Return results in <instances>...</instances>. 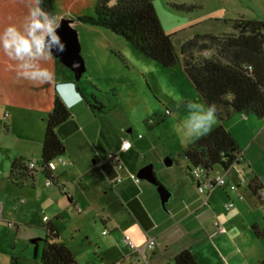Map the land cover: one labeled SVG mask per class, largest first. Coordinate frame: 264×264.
<instances>
[{"label":"rangeland","instance_id":"374dc122","mask_svg":"<svg viewBox=\"0 0 264 264\" xmlns=\"http://www.w3.org/2000/svg\"><path fill=\"white\" fill-rule=\"evenodd\" d=\"M33 4L34 0H0V30L8 24H22ZM173 5H184L186 9L178 10ZM95 6L96 0H55L54 6L56 16L60 21L72 22L76 34L79 73L74 67L63 70L79 79L91 103L95 101L104 107L102 113L93 111L99 120L91 125L89 140L98 135L104 121L113 128L122 127L123 131L132 129L135 136L143 139L139 150L145 158L142 167L152 165L160 185L171 191L168 186L174 181L178 183L181 177L193 183L184 151L202 136L185 139L177 126L187 115L188 102L203 101L181 64L165 69L110 30L76 21L78 17L93 16ZM154 7L161 27L171 36L178 53L182 44L196 35H211L220 40L232 36L230 21L242 18L264 21V0H156ZM201 43L210 45L206 40ZM203 51L194 52V57L216 55L214 48L208 49L206 56ZM50 92L48 83L18 79L15 62L0 52V264H41L45 218L52 221L60 242L71 250L76 264H150L149 254L147 263L141 257L133 261L131 251L122 241L128 236L134 243V236L138 239L139 233L128 231L131 228L124 223H117L114 228L103 224V215L107 213L116 222L125 219L112 189L104 185L107 195L100 190L98 176L89 182V198L79 194L78 199L82 200L75 206L69 205L59 188L47 189L41 174L36 176L32 191L17 192L9 186L8 172L13 160L23 159L35 165L40 161L45 110L54 101ZM242 118L235 114L224 126L236 134L242 152L240 164L225 179L236 185L241 178L245 180V186L239 190L243 200L232 198L235 209L228 213L225 205L230 200L225 191L217 189L211 206L200 213L206 225L207 219L211 220L215 232L217 227L225 230L220 256L227 264H259L264 260V190L257 198L248 185L256 177L264 188V122L248 116V122L242 123ZM217 125L218 121L211 130ZM165 161H171V167H166ZM53 164L59 165L60 160ZM224 173L215 166L211 175L224 176ZM143 181L147 182L140 180ZM196 194L203 200L197 190ZM161 211L165 212L163 208ZM253 226L259 229L260 239L254 235ZM215 261L224 264L220 257ZM215 261L210 262L216 264Z\"/></svg>","mask_w":264,"mask_h":264},{"label":"trees","instance_id":"16d2710c","mask_svg":"<svg viewBox=\"0 0 264 264\" xmlns=\"http://www.w3.org/2000/svg\"><path fill=\"white\" fill-rule=\"evenodd\" d=\"M155 1L115 0V4L109 6L110 0H96L93 16L78 17L76 21L110 30L142 56L165 69L181 64L183 72L203 103H214L217 106L218 121L214 129L185 149L187 170L191 175L193 169L201 167L211 173L215 166H219L226 172L232 166L240 164L238 157L242 152L225 129V121L239 114L243 118L252 116L264 122V21L243 18L230 21L234 32L232 36L220 40L211 35H196L184 42L178 53L171 36L161 27L155 12ZM54 6L55 0H44L42 4L52 14H55ZM173 7L178 10L186 9L184 5ZM204 40L209 42L210 47L201 43ZM212 48L216 50L213 57L202 55L197 58L193 55L196 51L207 52ZM87 105L92 112L96 110L102 113L104 110L95 101L91 103L88 100ZM69 118V111L59 98H55L45 122L40 162L34 169H29L30 162L23 159L13 160L8 172V182L11 185L33 189L36 176L41 174L45 182L50 181L51 186H57L67 197L63 191L64 186L58 185L50 164L65 154V146L57 134V129ZM248 189L259 198L262 185L255 177L249 183ZM67 200L70 202L68 197ZM252 231L260 239L261 233L256 226L252 227ZM45 233L40 263L76 264L71 250L60 242L58 231L49 220L46 222ZM174 264L198 263L191 251L184 250L175 257ZM259 264H264V260Z\"/></svg>","mask_w":264,"mask_h":264},{"label":"crops","instance_id":"0c3cea01","mask_svg":"<svg viewBox=\"0 0 264 264\" xmlns=\"http://www.w3.org/2000/svg\"><path fill=\"white\" fill-rule=\"evenodd\" d=\"M71 26L72 24H70ZM43 66L54 72V81L50 84V93L54 99L58 98L55 91V83L57 81L75 83L76 90L82 97V102L69 110L70 118L57 129V134L65 146V154L61 157L65 165L61 163L54 165V176L58 185L64 186L63 191L70 199L69 205L75 206L80 203L82 199H78L79 194L89 198L91 187L89 182L93 181L95 176H98L101 178L100 190H102L104 195H107V192L103 190L104 185H108L112 189V195L122 205L121 212L124 214L125 219L124 222H116L113 219V215L107 213L103 215V224H110L113 226L111 228L117 226V223H124L125 226H130L131 229L128 231H136L140 234L138 239L134 236V243H136L138 248L142 247L148 239H154L156 243L155 249L147 253V255L149 254L150 264H174L175 257L184 250L191 251L196 257L198 264L204 262L212 264L210 261H215L217 257H220L222 262L227 264L222 258L223 256H220V251L223 247L221 246L224 240L223 236H225L226 232H219L218 227L215 232L211 220L207 219L208 223L206 225V221H203L204 215L202 216V213H200L203 209L211 206L214 191L217 189L205 197L200 195L203 198L202 200L196 196V183L190 184L186 181V178L181 177L178 183L174 181L168 186L169 189H172L171 191L160 185L169 194L167 202L162 207L160 196L156 192L157 187L154 184L148 181H139L138 184H135L128 177L129 174L137 176L138 172L146 167H151L154 175L152 165L142 167L145 158H142L139 152L143 144V139L138 138L140 135L135 136L132 129L123 131L122 127L113 128L111 124L104 121L98 135L89 140L90 127L95 120H99V117L87 105L88 93L81 87V82H79L78 78H72V75H69L71 72L68 73L63 70V68L69 70L70 67L59 56L53 54V59L43 62ZM51 109L52 105L50 109L45 110L46 118L50 114ZM241 121L245 123L248 122V119L242 118ZM224 127L239 146L236 134L230 130V127ZM82 132L84 133L82 134ZM124 140L130 141L131 148L128 151L119 153L118 159L123 164V168L120 170L117 168L116 162L109 160L108 156L114 151H119ZM117 178H120L121 182H115ZM227 183L230 184L232 182L227 181ZM8 184L19 192L26 189L32 191L35 188V186L33 189L26 187L16 188L10 183ZM54 187L58 188L57 186ZM262 189L264 190L263 185ZM221 190L225 191V195L230 202H232V198L240 201L238 194L229 192L227 187ZM177 193L179 194L178 196H176ZM205 201L207 202L206 206L204 205ZM161 207L165 212L161 211ZM105 209L107 208H104V212ZM123 209L126 213H124ZM233 210L228 213H232ZM78 211L80 210L78 209ZM1 216L2 211H0ZM194 220H200V222L190 224ZM49 221L52 223L51 220ZM210 256H213V258H210ZM138 257L140 256L137 255L135 257L132 255V260L137 261Z\"/></svg>","mask_w":264,"mask_h":264},{"label":"clouds","instance_id":"9594fccd","mask_svg":"<svg viewBox=\"0 0 264 264\" xmlns=\"http://www.w3.org/2000/svg\"><path fill=\"white\" fill-rule=\"evenodd\" d=\"M44 0H34L29 7L22 24H8L0 30V52L15 62L16 76L29 82L51 84L54 72L41 62L51 61L53 53H63L65 43L58 34L60 18L46 11ZM114 3L110 0L109 6ZM73 67H79L74 64ZM55 91L63 106L69 111L82 102L76 84L57 81ZM188 112L177 126L178 133L185 139L206 135L217 122V106L190 101L186 105ZM128 147L127 143L124 145Z\"/></svg>","mask_w":264,"mask_h":264},{"label":"built area","instance_id":"2783aa9c","mask_svg":"<svg viewBox=\"0 0 264 264\" xmlns=\"http://www.w3.org/2000/svg\"><path fill=\"white\" fill-rule=\"evenodd\" d=\"M207 54H208V52L205 53V56ZM167 114H169V112H167ZM138 138H140V136ZM125 143H127L130 146L125 147L124 146ZM130 148H131L130 141L124 140L122 142V144H121V147H120L119 151L112 152L108 156V159L112 160V161H115L116 165H117V168L121 170L123 168V164L118 159L119 153L128 151ZM240 159H242V155H239V157H238L239 163H240ZM59 160H60V163L62 165H65V163L61 159H59ZM233 167L234 166H232L228 171H226L224 173V176H216V177H213L211 175V173H208L207 171H205L201 167H197V168L193 169L192 172H191V176H192L194 182L196 183V186H197L196 188H197L198 194L203 196V197H205L207 194L211 193L215 189L227 187L229 192L237 193L238 194V199L240 201H242L243 200V196L239 193V190H240V187L245 186V180L243 178H241L239 180L238 184L236 185V184H233V183L228 184L226 179H225V176H228V174L231 172ZM28 168L29 169H34L35 165L30 162L28 164ZM50 169L52 171L55 170L54 164H50ZM128 177L135 184H138L139 181H140L137 178V176H135L134 174H129ZM115 182L119 183V182H121V179L117 178L115 180ZM45 187L46 188L51 187V182L50 181L45 182ZM206 204H207V202L205 201L204 205H206ZM233 209H234V203L229 202V203H227L225 205V210L227 212L232 211ZM45 221L47 222L48 219L45 218ZM218 230H219V232H224V230L222 228H220V227H218ZM103 234H106V232L104 231ZM122 241L125 244V246L131 251V254L133 256H135V257L137 255L140 256L145 263H147V257H146L147 253L153 251L154 248H155V244H156L154 239H148L142 247L137 248L134 245V243L132 242V240L130 239V237H128V236H125Z\"/></svg>","mask_w":264,"mask_h":264},{"label":"water","instance_id":"95a60500","mask_svg":"<svg viewBox=\"0 0 264 264\" xmlns=\"http://www.w3.org/2000/svg\"><path fill=\"white\" fill-rule=\"evenodd\" d=\"M114 4H115V0H114V3H112L111 5H114ZM70 24L71 22L68 20L60 21V28L57 29V32L61 36V39L65 43L66 47H65V51L62 54L55 53V52L53 54L59 56L64 61V63L69 67H73L74 64H77L80 67V63L75 59L76 34L73 31V29L70 27ZM79 67H75V70H77L78 73H79L78 71ZM165 166L166 167L171 166V161H165ZM137 178L139 180H146L154 184L157 187V192L160 196L161 205L163 207L169 198V194L162 186L157 185L156 179L152 172V168L146 167L140 170L137 174Z\"/></svg>","mask_w":264,"mask_h":264}]
</instances>
